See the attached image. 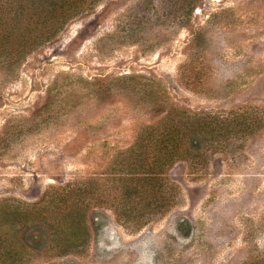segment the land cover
<instances>
[{"label": "rangeland", "instance_id": "rangeland-1", "mask_svg": "<svg viewBox=\"0 0 264 264\" xmlns=\"http://www.w3.org/2000/svg\"><path fill=\"white\" fill-rule=\"evenodd\" d=\"M27 2L0 0L2 57L32 17L50 36L49 7L32 16ZM171 107L251 109L258 121L203 171L173 166L177 201L161 219L135 231L105 211L78 254L32 264H264V0H95L16 65L0 64V201L38 203L106 174Z\"/></svg>", "mask_w": 264, "mask_h": 264}, {"label": "trees", "instance_id": "trees-1", "mask_svg": "<svg viewBox=\"0 0 264 264\" xmlns=\"http://www.w3.org/2000/svg\"><path fill=\"white\" fill-rule=\"evenodd\" d=\"M94 1L28 0L30 13L49 7L43 22L53 27L50 36L37 33L34 17H30V29L19 40L22 44L12 45L7 57L0 55V64L16 65L32 49L55 37L61 21L64 25L72 21ZM12 3L11 16L17 22L18 5ZM2 34L0 23V43L8 42ZM252 113L258 115L251 109L222 115L171 107L139 131L131 147L116 153L106 174L51 188L38 203L0 201V264H32L42 257L64 259L78 254L88 245L91 229L100 227L105 211L120 226L135 231L161 219L177 201L178 189L168 178L173 166L187 162L195 171H203L210 152L252 133L258 121L249 119Z\"/></svg>", "mask_w": 264, "mask_h": 264}]
</instances>
